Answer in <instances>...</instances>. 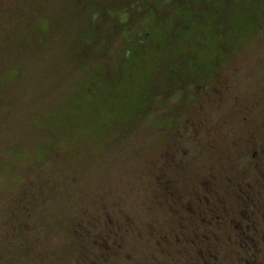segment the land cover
Returning a JSON list of instances; mask_svg holds the SVG:
<instances>
[{
	"label": "rangeland",
	"instance_id": "1",
	"mask_svg": "<svg viewBox=\"0 0 264 264\" xmlns=\"http://www.w3.org/2000/svg\"><path fill=\"white\" fill-rule=\"evenodd\" d=\"M86 31L91 46L77 45ZM99 76L115 91L87 96ZM262 139L264 0H0V264H41L72 216L104 206L122 245L108 264H163L180 247L194 261L174 234L204 233L199 181L252 184L263 165L247 153ZM177 144L186 160L172 208L151 187ZM215 199L209 216L225 208ZM227 219L210 231L221 245Z\"/></svg>",
	"mask_w": 264,
	"mask_h": 264
},
{
	"label": "trees",
	"instance_id": "2",
	"mask_svg": "<svg viewBox=\"0 0 264 264\" xmlns=\"http://www.w3.org/2000/svg\"><path fill=\"white\" fill-rule=\"evenodd\" d=\"M153 14V13H152ZM34 20V19H33ZM32 20V21H33ZM34 24V22H33ZM35 26V25H34ZM32 27V25L30 26ZM92 32L91 31H86L83 33V36L80 37L79 39H77V45L78 43L81 44L84 47L87 46H91V39H92ZM223 50V46L220 45L219 43H216L215 45V54L218 55V53H222ZM213 53V51H212ZM211 53V54H212ZM214 55V53H213ZM220 58L218 59V63ZM215 59L212 60L211 64L208 65V70L209 72L213 73V75L217 76L218 73L215 74V71H219L215 68ZM76 68L78 66H75ZM222 68V67H221ZM85 70V69H83ZM167 70L169 71L168 67ZM210 73V75H211ZM220 73V72H219ZM98 76V74H97ZM212 78V80L215 79ZM89 77V76H87ZM202 79V78H201ZM203 80V84H206V82H204L205 80ZM83 81V80H82ZM84 83L86 82L85 80L83 81ZM89 83L84 84V92L87 96H92V91H95V94L93 96L99 95L100 91L104 90V87L106 86L107 83H105L104 78L101 79V77H96V78H92L90 77L88 80ZM109 90H113L115 91V88L112 86H106ZM100 88V89H99ZM99 89V90H98ZM103 94V93H102ZM237 97V96H235ZM76 102V99L74 100V104ZM89 103V102H88ZM78 106V105H77ZM86 107V106H85ZM75 108V107H74ZM78 108V107H77ZM260 133L262 134V130L259 129ZM241 135L243 136H253V131L252 132H244L243 134L241 133ZM255 136V135H254ZM259 136V135H257ZM255 136V137H257ZM195 142H197V138L195 139ZM235 143V144H234ZM230 145H228L229 148H231V146H234V149H236L235 147L237 146V144L239 145L240 143L234 142ZM166 147L167 143L164 144ZM169 146V144H168ZM182 144H177V148L176 150L173 152L174 154L170 155L169 151L164 152L163 154H161L162 150L164 148H162L161 152L159 153L158 156H163L162 159L164 158V162L162 164V166L160 167V169H157V176L152 180V197L157 201H167L170 204V207L172 208H176L180 202H178V193L177 191H179L180 186L178 184V181L180 179V177L182 176V174H176L175 170L181 165L180 160H186V158H184V153L183 150L181 149ZM239 147L241 148V145H239ZM183 148V147H182ZM202 151V150H200ZM206 151V150H204ZM251 151H248L247 153V161L249 163L252 162H256V159H260V163L263 165L264 164V139H262L261 141V146L259 147V152H253V153H249ZM259 153V154H258ZM177 155H180L182 157H180L179 159H176ZM236 156V155H235ZM167 160V167H165L164 163ZM178 160V161H177ZM218 163V161H217ZM171 165V166H169ZM254 167L252 169L253 174H256L258 178H260L262 175H259L257 173V168L255 167L256 164H253ZM264 167V165H263ZM252 168V167H251ZM171 171V173H170ZM175 171V172H173ZM263 174V172H261ZM172 174V179L171 181L168 182V180H165V177H167L169 175V177ZM218 175V174H217ZM220 177V175H218ZM211 177V176H210ZM223 177L226 178H217V177H213L215 179H211L208 178L205 179L211 183L212 185H216L214 183L215 180L217 179H224L226 181L225 182V186H226V191H220V190H215V188L218 186H213V187H203L202 186V182L206 183L205 179H202L199 181V192H196V194L194 195V203L199 207L203 206L205 211L203 213H205V216H202V214L198 217V221L195 222L199 223L197 226L199 229L201 228H208V220L206 216H209V214L211 213L210 211H208L209 208V203H211V200H216L215 196L216 193L217 195H219V199L217 201L223 202V200L226 202H229L230 198L231 200H233L235 202V197L234 194L237 193V195L240 194V188L242 191H244L245 189H247L248 187H246L247 185L244 184V180H245V176H241V175H236V174H230V175H223ZM183 178V177H181ZM202 181V182H201ZM207 185H209L208 183H206ZM255 186V185H254ZM218 189V187H217ZM214 190V192H213ZM217 191V192H216ZM163 193H165L166 195H164ZM214 193V194H213ZM162 194V195H161ZM164 196V198H163ZM164 199V200H163ZM166 199V200H165ZM216 205V204H215ZM217 206V205H216ZM186 209V208H185ZM184 209V210H185ZM99 212H103V214H99ZM191 216H194L191 214ZM70 217V216H69ZM68 217V218H69ZM112 218H113V214H111L109 212V210L107 208L104 207H100L98 209L92 210V209H87V211L85 213H80L78 214L77 218H70L72 220V223L69 224L67 230L65 231H61L60 234H58V236L61 238L60 241L56 244L57 246L54 248V250H50L49 255L46 258H42V262L41 264H108L110 257L113 254V251L115 250H119L122 245L120 244V242H117V240L115 239V232L117 233V230L115 229V224L112 222ZM87 221L86 224H84ZM193 224V223H192ZM105 227V229L107 228L106 232L109 236H103L101 229ZM180 229V227H177V230ZM171 234L172 231H170ZM204 233L205 230H204ZM24 234L26 236L29 235V233L24 232ZM36 236L34 231H31V235L30 238L28 239L29 244L32 241V238ZM175 236V241L177 242V240L181 243H185V241L187 242L189 239L192 238V234H189L188 236H186V239L183 238L182 234H179V230L177 231V233L174 234ZM179 244V243H178ZM188 245V244H187ZM177 254V250H175V253H172V255H167L166 254V261L163 264H166L167 262L169 263V257H176ZM46 260V261H45Z\"/></svg>",
	"mask_w": 264,
	"mask_h": 264
},
{
	"label": "flooded vegetation",
	"instance_id": "3",
	"mask_svg": "<svg viewBox=\"0 0 264 264\" xmlns=\"http://www.w3.org/2000/svg\"><path fill=\"white\" fill-rule=\"evenodd\" d=\"M255 167L259 168L258 165ZM261 168L263 175L255 178L252 184H246L248 188L244 191L240 188V194H234L235 202L228 198L229 202L223 203L224 209L213 206L215 214L206 216L209 219L206 233L193 232L187 243L188 248L196 251L197 259L193 261V257L188 258L186 254L184 261L185 254L180 247L176 257L170 256L166 264H264V167ZM228 216L234 218L236 224L227 232L228 237L221 245V240L210 231L221 226L228 230Z\"/></svg>",
	"mask_w": 264,
	"mask_h": 264
}]
</instances>
